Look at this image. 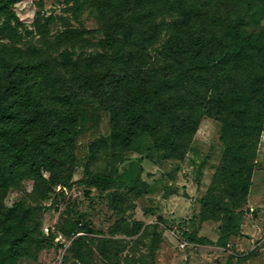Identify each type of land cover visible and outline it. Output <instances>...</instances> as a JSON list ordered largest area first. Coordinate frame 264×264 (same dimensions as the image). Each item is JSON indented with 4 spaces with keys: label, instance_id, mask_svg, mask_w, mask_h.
<instances>
[{
    "label": "rangeland",
    "instance_id": "1",
    "mask_svg": "<svg viewBox=\"0 0 264 264\" xmlns=\"http://www.w3.org/2000/svg\"><path fill=\"white\" fill-rule=\"evenodd\" d=\"M120 1L16 0L23 25L8 29L7 34L1 30L5 19L0 17V34L11 38L0 36V43L15 50L10 59L13 64L30 62L35 68L43 67L35 79L53 85V98L68 102L71 97L73 109L79 112L71 164L38 156L33 159L35 168L20 167L5 205L23 202V208L31 212L33 238L19 255L0 239V263L264 264V134L250 193L238 216L241 230H232L233 234L223 221L198 217L225 151L219 120L202 115L195 135L180 141L182 149L174 152L178 157H170L155 147L150 135H143L127 152L110 141L101 144L92 158V143L112 132L111 113L101 105L97 88L98 77L115 70L110 63L114 50L106 45V38L118 14L125 28L135 8ZM176 1L181 0L157 4L151 20L156 36L147 46L148 66L164 63L160 53L168 47L176 21L182 19ZM187 1L200 7L208 3L212 15L231 19L243 15L250 2ZM141 14H148L146 8ZM248 20L249 29L257 31L252 19ZM12 69L0 62V86L7 83ZM83 88L89 93L79 96ZM98 175L102 177L97 179ZM191 233L195 240L189 237ZM182 241L189 246L182 248Z\"/></svg>",
    "mask_w": 264,
    "mask_h": 264
},
{
    "label": "trees",
    "instance_id": "2",
    "mask_svg": "<svg viewBox=\"0 0 264 264\" xmlns=\"http://www.w3.org/2000/svg\"><path fill=\"white\" fill-rule=\"evenodd\" d=\"M257 1L262 5L256 6ZM161 2L118 3L135 8L125 28L118 14L106 38V45L114 50L110 63L115 70L99 76L97 88L101 105L111 113L112 132L92 143L91 156L95 158L98 146L108 141L127 152L139 137L150 135L156 148L178 157L174 152L182 149L180 141L195 135L202 115L219 120L225 151L198 217L223 221L233 234L232 230H241L238 216L250 193L264 134V0H250L249 9L236 19L212 15L208 3L200 7L176 1L182 19L176 21L168 47L160 53L164 63L148 66L147 46L157 30L151 20ZM15 4L16 0H0L5 33L23 25ZM144 8L148 14H141ZM249 18L257 31L249 29ZM0 36L11 39L3 33ZM14 51L0 43V62H7L14 71L0 86V239L19 255L33 238L31 212L23 208V202L6 206L5 198L16 186L20 167L35 168V157L72 163L79 112L73 109L71 97L68 102L53 98V85L35 79L43 67L35 68L30 62L14 65L10 60ZM134 67H138L136 72ZM25 68L29 75L23 72ZM88 93L83 88L79 96ZM36 172L40 174V169ZM195 236L189 234L194 240ZM75 254L82 256L80 251Z\"/></svg>",
    "mask_w": 264,
    "mask_h": 264
},
{
    "label": "built area",
    "instance_id": "3",
    "mask_svg": "<svg viewBox=\"0 0 264 264\" xmlns=\"http://www.w3.org/2000/svg\"><path fill=\"white\" fill-rule=\"evenodd\" d=\"M187 246H189V243L187 241H182L181 242V247L182 248H186Z\"/></svg>",
    "mask_w": 264,
    "mask_h": 264
},
{
    "label": "water",
    "instance_id": "4",
    "mask_svg": "<svg viewBox=\"0 0 264 264\" xmlns=\"http://www.w3.org/2000/svg\"><path fill=\"white\" fill-rule=\"evenodd\" d=\"M87 194H88V192H87Z\"/></svg>",
    "mask_w": 264,
    "mask_h": 264
}]
</instances>
